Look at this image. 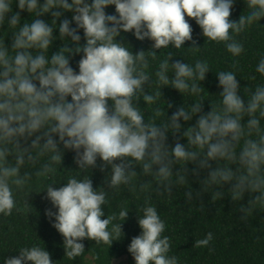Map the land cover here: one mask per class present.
<instances>
[{
  "label": "clouds",
  "instance_id": "clouds-1",
  "mask_svg": "<svg viewBox=\"0 0 264 264\" xmlns=\"http://www.w3.org/2000/svg\"><path fill=\"white\" fill-rule=\"evenodd\" d=\"M246 2L250 12L236 22L229 20L234 0H0V214L11 215L16 207L13 186L22 188L33 174H56L63 158L60 144L76 153L78 175H83L82 179L68 178L58 189L52 187L60 184L56 182L44 188L56 209L47 210L46 215L54 218L52 226L63 236L70 259L85 251L81 242L85 238L111 245L113 233H121V224L114 225L112 232L107 230L115 218L102 219L107 192L102 187L94 189L86 175L98 159L103 162L102 171L110 166L107 188L131 185L143 174L171 193L175 186L188 183L189 173L199 178L206 170L201 189L211 190L213 199L222 198L225 192L218 189L228 185L233 202H240L246 193L256 194L249 206H240L242 213L254 205L264 207V84L249 90L245 103L235 73L221 71L217 73L220 100L211 102V111L204 114V99H199L171 117L157 107L146 120L138 104L141 99L153 105L162 99L161 88L169 85L182 94L198 96L209 65L199 60L194 66L179 60L170 63L169 53L153 74L148 69L149 56H157L154 50L134 55L116 39L121 31H131L140 41H152V49L170 45L180 49L192 41L190 48L198 51L187 16L195 19L205 38L225 42L227 51L239 56L243 45L232 34L264 17V0ZM113 5L118 15L106 14L105 9ZM24 12L30 21L22 22ZM62 12H71L72 19L57 25ZM45 14H51L50 23L42 19ZM57 27L65 46L52 51ZM81 29L86 40L83 46ZM8 32L12 34L10 46L5 43ZM80 52L84 55L77 73L69 56ZM256 71L264 75V57ZM153 84L155 92L150 91ZM196 116L194 125L183 128L181 120L188 122ZM169 132L173 137L180 134L187 143L177 139L174 146L169 145ZM134 165L141 167L139 174ZM185 195L193 198L190 190ZM142 212L138 218L141 234L128 247L135 264H178L177 257L167 255L170 241L162 236L165 223L157 209L146 202ZM127 215L126 210L119 213L123 220ZM212 239L209 232L195 246L207 247ZM4 264L53 262L45 248L32 246L22 248Z\"/></svg>",
  "mask_w": 264,
  "mask_h": 264
},
{
  "label": "trees",
  "instance_id": "trees-1",
  "mask_svg": "<svg viewBox=\"0 0 264 264\" xmlns=\"http://www.w3.org/2000/svg\"><path fill=\"white\" fill-rule=\"evenodd\" d=\"M91 3V0H88ZM14 7V11H15ZM106 14H116L115 6L105 9ZM250 9L246 0H234L230 12L229 20L238 22L240 17L249 14ZM22 15V22L30 21L31 17L27 12ZM42 19L50 23L51 14H45ZM71 21V12H62V16L57 20V25L63 20ZM190 23L193 31L192 38L196 41L195 46L200 47L198 51L193 50L192 41H186L182 48L176 49L171 45L168 48L152 49V41L147 38L143 41L136 39L133 32H123L116 38L119 43L130 47L135 55L140 51L154 50L157 54L155 59L149 56L150 73L155 72L159 63L169 57L170 63L177 60L183 63L195 64L196 61H206L210 70L206 77L200 82L201 93L197 95L182 94L172 86L161 88L162 99L153 105H146L142 99L139 106L145 111V119H149L154 110L159 107L166 113L167 117L176 112L182 106H189L191 103L202 101V112L206 114L212 110V103H218L219 93L222 88L218 86V74L221 71H232L236 75L239 83V94L247 103L249 90L264 84V75L256 71L259 60L264 57V17L254 22L239 34H232L234 39L243 45V52L239 56H233L226 49L225 42L209 41L202 35V30L195 23L194 18L185 17ZM75 27V22L71 24ZM7 30V25H5ZM57 39L53 41L52 51H57L65 46V41L59 39L58 27L53 33ZM81 36L80 45L86 43L83 30H79ZM12 34L8 32L5 43L10 46ZM70 40V38H69ZM70 48L75 45L68 43ZM83 52L73 53L69 56L70 66L78 73V64L83 56ZM171 75V72L169 73ZM254 77V79H253ZM153 79H155L153 75ZM199 83V82H198ZM149 91L145 87V93ZM150 91H156L153 84ZM69 101L71 97H68ZM111 105V101H109ZM171 105V107H168ZM198 116L191 121L181 120L183 128L190 127L196 123ZM247 118H245L246 120ZM264 124V121H262ZM58 140V137H56ZM186 144V138L177 134L173 137L168 133V143L174 146L176 140ZM63 158L55 175L35 176L22 188L14 189L16 207L11 215L0 214V264H4L7 258L17 257L22 248L39 246L45 248L50 253L53 264H113L121 257H127L126 264H135L132 255L128 251L131 240L141 234L138 225L139 216L143 215L142 209L146 202L157 209L161 220L165 223V231L162 236H167L170 241V249L167 255L177 257L178 264H264V207L258 205L251 206L252 210L242 213L239 209L248 203L256 194L246 193L240 202H233L228 195V185L223 189L225 192L222 198L213 199L212 191L204 192L201 189L200 181L207 175V171H201L199 178L189 173L187 184L175 186L171 193L159 186L151 176L143 174L132 182L131 185H121L118 188H107L106 177L110 172V166L101 170V160H97V166L90 169L86 175L92 180L93 188H105L107 192V203L102 206L105 216L115 217L108 225L107 230L112 232L114 225L121 224V233H113L112 244H97L94 240L85 238L81 241L85 251L74 259L66 255L63 236L52 226L53 219L46 215L47 210L56 211L51 202L46 198L45 185L52 184L53 188H59L66 184L68 178L76 176L82 179L83 175H78V165L75 163L76 153L73 150L63 149ZM119 163V161H114ZM213 167H215V162ZM178 167V166H177ZM194 165H188L193 168ZM235 169V166H233ZM134 169L139 174L142 169L139 165H134ZM143 186V187H142ZM192 191L193 198L188 199L185 195L187 191ZM199 193V195H197ZM122 210L128 211L127 217L123 220L119 213ZM246 216L245 218H242ZM213 234V239L207 247H196L195 241L206 237L207 233Z\"/></svg>",
  "mask_w": 264,
  "mask_h": 264
},
{
  "label": "rangeland",
  "instance_id": "rangeland-1",
  "mask_svg": "<svg viewBox=\"0 0 264 264\" xmlns=\"http://www.w3.org/2000/svg\"><path fill=\"white\" fill-rule=\"evenodd\" d=\"M132 259H134V258L132 257ZM127 261H128L127 257H121V258L115 260L113 264H126Z\"/></svg>",
  "mask_w": 264,
  "mask_h": 264
}]
</instances>
